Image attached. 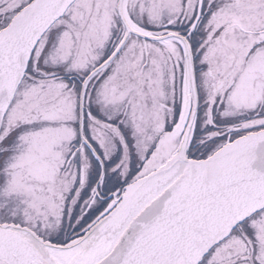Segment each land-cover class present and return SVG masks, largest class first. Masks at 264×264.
Wrapping results in <instances>:
<instances>
[{
  "label": "snow or ice",
  "instance_id": "6c2138e0",
  "mask_svg": "<svg viewBox=\"0 0 264 264\" xmlns=\"http://www.w3.org/2000/svg\"><path fill=\"white\" fill-rule=\"evenodd\" d=\"M0 264H264V0H0Z\"/></svg>",
  "mask_w": 264,
  "mask_h": 264
}]
</instances>
